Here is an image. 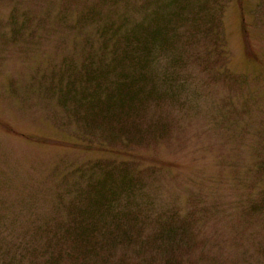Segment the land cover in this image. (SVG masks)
<instances>
[{
    "label": "rangeland",
    "instance_id": "374dc122",
    "mask_svg": "<svg viewBox=\"0 0 264 264\" xmlns=\"http://www.w3.org/2000/svg\"><path fill=\"white\" fill-rule=\"evenodd\" d=\"M153 1L0 0V264H41L52 254L67 264H170L140 237L173 211L191 222V245L174 250L179 264H264V211L248 210L264 202V0H217L220 47L203 57L216 62L204 68L185 51L175 93L143 108V141L110 143L61 103L67 70L79 75L109 48L98 24L81 20L88 8L134 24ZM110 161L150 169L138 204L126 206L138 209L131 229L142 233L83 249L63 228L91 209L90 165Z\"/></svg>",
    "mask_w": 264,
    "mask_h": 264
},
{
    "label": "trees",
    "instance_id": "16d2710c",
    "mask_svg": "<svg viewBox=\"0 0 264 264\" xmlns=\"http://www.w3.org/2000/svg\"><path fill=\"white\" fill-rule=\"evenodd\" d=\"M109 1L114 4L123 0ZM146 6L152 10L134 24L129 23L127 16L114 19L107 13L88 8L81 20L97 23L103 44H109V48L102 47L97 56L92 54V61H85L79 75L67 70L68 81L60 90L62 105L66 108L72 106L76 118L84 120L90 129L104 130L110 143L115 139L126 144L143 141L140 140L145 137L142 121L147 116L143 108L147 104V109L155 103L159 105L167 94L175 93L178 71L190 61L185 57V51L188 57L207 68L212 67L211 62L216 59L203 60V57L215 52L214 47H220L217 35L224 2L154 0L146 2ZM142 7L145 8V3ZM213 9L221 11L220 17L210 16ZM199 44L202 47L196 49L198 52L186 50ZM164 56H168L169 62L160 73L155 66ZM135 167L127 161L90 165L91 175L85 189L94 194L91 209L84 207L77 215H71L74 224L63 228L83 249L94 251L100 238L107 235L120 243L132 242L134 234L141 235L142 231L131 229V226L140 224L138 209L126 206L138 204L136 198L146 186L144 177L150 169ZM122 205L125 210L121 209ZM248 210L263 212L264 202L252 200ZM156 218L160 219L158 229L152 235L140 238L145 244H154L169 254L167 262L179 264L180 256L173 255L174 250L177 246L188 248L191 245V222L185 225L175 211L167 219ZM100 245L103 247L104 242ZM55 255L41 264H67L64 254ZM70 264H78L77 259Z\"/></svg>",
    "mask_w": 264,
    "mask_h": 264
}]
</instances>
